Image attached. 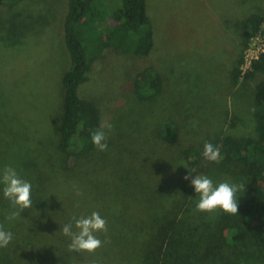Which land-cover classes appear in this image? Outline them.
Listing matches in <instances>:
<instances>
[{
    "label": "rangeland",
    "instance_id": "rangeland-1",
    "mask_svg": "<svg viewBox=\"0 0 264 264\" xmlns=\"http://www.w3.org/2000/svg\"><path fill=\"white\" fill-rule=\"evenodd\" d=\"M88 4L97 18L110 21L122 2ZM4 6L0 104L8 106V113L19 109L12 119L11 141L0 138V168L11 165L32 184L33 206L21 213L34 210L43 216L38 230L21 243L14 238L16 244L35 247L45 241L49 258L57 256L64 253L57 247L69 249L63 225L97 211L107 221V232L96 233L102 246L80 252L73 264H149L155 256L162 264H264V235L259 241L249 236L237 245L226 243L223 224L237 214L198 211L199 196L190 183L198 173L214 184L244 183L245 190L236 194L239 203L250 192L242 164L203 160L192 166L182 153L218 136H257L255 86L264 73L235 84L231 68L245 20L254 13L264 15V0H147L157 41L148 59L161 75L162 91L141 99L133 90L135 78L121 67L120 54L106 53L108 61L95 66L79 86V95L97 101L103 125H113L110 132L105 129L108 148H95L73 167L60 146L63 77L71 65L64 35L68 0H12ZM263 49L264 37L253 38L247 61ZM172 122L178 134L168 142L158 132ZM0 208L14 210L2 190ZM170 221L175 228L163 236ZM53 241L56 248H49ZM119 246L130 249L105 251ZM49 258L37 263L72 264L60 256Z\"/></svg>",
    "mask_w": 264,
    "mask_h": 264
},
{
    "label": "trees",
    "instance_id": "trees-1",
    "mask_svg": "<svg viewBox=\"0 0 264 264\" xmlns=\"http://www.w3.org/2000/svg\"><path fill=\"white\" fill-rule=\"evenodd\" d=\"M8 1L12 0H0V8L5 7ZM121 2V7L111 15V20L106 21V19L102 20L104 16L97 18V15L90 12L88 0H68L64 35L71 65L63 77L64 114L60 146L67 154L69 167H73L79 158L89 155L96 148L91 141V132L103 126L101 109L97 101L79 95V86L89 79V74L95 70V66L106 59V53L111 52L114 56L120 54L121 67L128 69L135 78L133 90L141 99L153 98L162 91L161 75L148 59L151 53L156 51L157 41L154 36V23L148 13L147 0H121ZM263 24L262 14L254 13L245 20L242 39L237 49L232 51L231 78L235 84L242 80H251L258 73H264V50L251 60L248 68H244L245 53L251 40L257 36L264 37ZM99 25L105 28H100ZM128 54L136 57L130 59ZM255 103L256 137L238 138L233 135H223L207 140L220 148L223 158L218 163L203 157L206 141L200 148L188 147L182 152L192 166L203 160L220 165L242 164L249 181L250 192L247 197L239 201L236 217H228L230 221L225 222L222 229L223 240L232 245L243 242L249 236L259 241L264 235V77L255 86ZM7 108L8 106L3 108L0 104V138L10 142L12 119L19 106L13 107L9 113ZM177 134L178 125L174 122L158 132L159 137L168 142H173ZM3 168L4 166L0 170ZM113 204L111 203L110 208H113ZM9 213L0 208V225L6 231L13 233L9 245L0 248V264H38L37 262L42 259L46 261L49 258L47 254H50L51 250L46 248L48 242L44 241L46 237L41 231L39 239L44 241L42 245L34 247L20 244L26 235L29 238L32 231L38 230L42 213L31 210L21 213L19 218L12 221L6 219ZM174 228L175 222L170 221L163 227V236H169ZM14 238L20 240V243L16 244ZM49 248H56L54 241ZM57 248L62 249L64 253L51 256L49 260L58 256L64 258V262L72 264L79 260L80 252ZM114 249L124 253L130 247L119 246L105 251L109 253ZM149 264H162V260L160 256H155Z\"/></svg>",
    "mask_w": 264,
    "mask_h": 264
},
{
    "label": "clouds",
    "instance_id": "clouds-1",
    "mask_svg": "<svg viewBox=\"0 0 264 264\" xmlns=\"http://www.w3.org/2000/svg\"><path fill=\"white\" fill-rule=\"evenodd\" d=\"M113 128L110 122L91 132V141L99 151H106L107 136ZM203 157L208 161L219 162L223 157L220 154V148L213 145L211 142H205L203 148ZM196 172L195 169L189 171ZM189 175L184 177L189 180ZM191 186L194 187L195 193L198 194L199 200L196 203V209L201 212H215L217 209L225 213L236 215L238 214V198L237 192L244 191V183H230L228 180L214 184L213 180L205 174H196L191 177ZM0 185H3L2 192L12 208L6 219L9 221L20 217L24 209L31 208L33 202L32 184L21 178L16 169L10 165L4 166L0 170ZM78 194H82L79 193ZM74 222V223H73ZM75 227L76 231L73 230ZM62 233L70 238L68 248L70 251L89 253L95 252L102 246V241L96 235L99 232H107V221L99 212L92 211L90 215L81 216L79 218L72 217V220L64 224L61 228ZM13 239V233L6 231L0 225V248H5Z\"/></svg>",
    "mask_w": 264,
    "mask_h": 264
},
{
    "label": "built area",
    "instance_id": "built-area-1",
    "mask_svg": "<svg viewBox=\"0 0 264 264\" xmlns=\"http://www.w3.org/2000/svg\"><path fill=\"white\" fill-rule=\"evenodd\" d=\"M257 37H259V36H257ZM254 38H255V37H254ZM263 50H264V49H263ZM257 56H258V55H257ZM257 56H256V57H257ZM256 57H254V58H256ZM252 59H253V58H252ZM252 59H251V60H252ZM251 60L248 62V61H247V56H246V62H245V65H244V68H245V69L249 67V65H250V63H251Z\"/></svg>",
    "mask_w": 264,
    "mask_h": 264
}]
</instances>
